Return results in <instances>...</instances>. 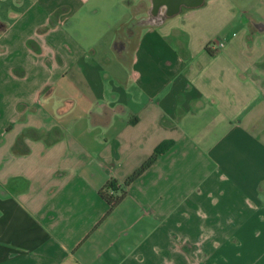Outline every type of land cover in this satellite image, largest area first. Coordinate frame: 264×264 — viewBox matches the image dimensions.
Masks as SVG:
<instances>
[{
  "label": "crops",
  "instance_id": "crops-1",
  "mask_svg": "<svg viewBox=\"0 0 264 264\" xmlns=\"http://www.w3.org/2000/svg\"><path fill=\"white\" fill-rule=\"evenodd\" d=\"M101 1L0 0V264H264V9Z\"/></svg>",
  "mask_w": 264,
  "mask_h": 264
},
{
  "label": "trees",
  "instance_id": "trees-1",
  "mask_svg": "<svg viewBox=\"0 0 264 264\" xmlns=\"http://www.w3.org/2000/svg\"><path fill=\"white\" fill-rule=\"evenodd\" d=\"M161 152L162 150L155 151L154 154L127 179L126 183H130L141 175L149 166H151V164H153L158 154ZM116 191L115 185L112 182H109L100 192L101 197L108 204L110 210L117 206L121 200V196H118Z\"/></svg>",
  "mask_w": 264,
  "mask_h": 264
},
{
  "label": "rangeland",
  "instance_id": "rangeland-1",
  "mask_svg": "<svg viewBox=\"0 0 264 264\" xmlns=\"http://www.w3.org/2000/svg\"><path fill=\"white\" fill-rule=\"evenodd\" d=\"M242 1L244 3L248 2V4H250L251 6H252V4L255 5V9H257V10H259L258 7H260L261 9H264V0H242ZM103 2L104 1L102 0L100 2V5H102ZM115 2H116L115 0H109V2H108V3H111V4H109V5H111V22H115L117 19H119V16L121 17L125 13V9L123 8L125 0H123L120 4H117ZM259 4H260V6H259ZM251 8H254V7H251ZM98 11H99L98 13H100V15L102 13H105V11L101 8ZM258 14L264 15V12L261 11Z\"/></svg>",
  "mask_w": 264,
  "mask_h": 264
},
{
  "label": "built area",
  "instance_id": "built-area-1",
  "mask_svg": "<svg viewBox=\"0 0 264 264\" xmlns=\"http://www.w3.org/2000/svg\"><path fill=\"white\" fill-rule=\"evenodd\" d=\"M229 36L224 37L222 40L215 42L214 49L219 50L222 49L225 45V43L229 40Z\"/></svg>",
  "mask_w": 264,
  "mask_h": 264
}]
</instances>
